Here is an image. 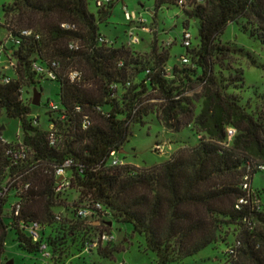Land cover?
I'll list each match as a JSON object with an SVG mask.
<instances>
[{"label": "trees", "instance_id": "obj_1", "mask_svg": "<svg viewBox=\"0 0 264 264\" xmlns=\"http://www.w3.org/2000/svg\"><path fill=\"white\" fill-rule=\"evenodd\" d=\"M89 1L11 0L3 7L7 35L31 30L39 39L22 38L18 47L11 46L16 74L9 84L0 85V120L3 116L19 120L22 142L29 150L24 164L14 166L0 148V188L7 178L30 184L28 191L14 196L21 200L19 217L9 211L1 218L7 202L0 201V258L8 232H14L18 247L28 255L39 254V245L20 228V221L45 226L42 240L54 263L65 246L79 238L86 244L105 233L96 224L99 220L79 219L78 208L71 220L56 219L55 168L72 159L69 188L76 186L83 202L100 203L143 236L157 264H180L194 257L219 243L225 228L237 230L226 246L225 264H264V208L257 212L249 204L236 209L238 200L248 197L242 189L248 167L264 165V115H254L249 104L229 93L244 88L243 74L230 72L231 56L244 55L251 65L256 63L244 49L219 43L231 23L238 26L244 21L242 32L264 46V0H154L155 11L180 6L185 17L197 24L199 44L186 48L184 55L189 66L179 62L181 68L174 66L170 76L165 73L169 54L159 53L155 44L152 64L135 58L128 46L102 44L100 24L112 16L114 2L94 15ZM72 42L79 44L78 51L69 50ZM35 62L59 64L57 78L51 82L59 84L61 110L47 112V130L33 125L32 108L37 107L20 100L24 84L44 92L43 78L33 71ZM216 69L230 74L224 78ZM71 71L79 73L78 81L70 80ZM191 83L201 85V94L186 96ZM145 94L162 105L161 117L171 134L194 126L202 138L197 146L179 150L150 169L108 167L110 154L128 142L129 126L136 121L142 124L138 118L146 116L142 113ZM196 102L200 103L197 115ZM84 116L91 121L87 130L81 126ZM228 128H234L236 135L227 147ZM50 133L57 139L54 146L49 143ZM251 197L260 200L257 192ZM105 251L100 248L97 254L106 258Z\"/></svg>", "mask_w": 264, "mask_h": 264}, {"label": "rangeland", "instance_id": "obj_2", "mask_svg": "<svg viewBox=\"0 0 264 264\" xmlns=\"http://www.w3.org/2000/svg\"><path fill=\"white\" fill-rule=\"evenodd\" d=\"M97 0L89 1V11L97 15ZM11 4V0H0V42L4 43L7 35V24L3 14V7ZM112 16L105 23L100 24V34L104 40L114 43V46H128L134 57L152 64V45L159 48V53L168 52L170 60L166 67L169 74L173 72L174 66L179 65L181 56L187 54V49L182 47L181 40L184 31L192 36V48L198 46V30L195 21L188 20L183 12V8L171 7L155 11L154 0H117L112 5ZM185 6L186 3H183ZM127 7L131 13L136 14L137 20L141 22L130 23L124 15L123 8ZM105 8V7H104ZM240 25L230 24L225 33L219 38L220 45H236L251 54L256 63V67L251 65L244 55H232L229 61L233 74L241 72L244 78L243 90L230 89L229 93L237 95L243 99V105L249 104L251 112L254 115H264V46L244 34ZM139 38V43L129 45V33ZM11 43L9 49L11 50ZM189 57V56H188ZM6 62L0 64V73L4 72L8 76H13L11 70H3ZM189 66V65H188ZM191 67V65H190ZM185 68V67H182ZM228 71L216 69L217 74L227 78ZM135 83V82H134ZM44 90L42 94L41 106L32 108L31 118H38V127L47 130V101L59 102V84L56 82L43 81L41 83ZM22 101L32 103L33 91L37 88L27 84L22 86ZM202 87L198 83H191L186 96L193 97L201 94ZM142 113L145 117H139L137 121L129 126L131 136L128 142L124 144L117 156L124 160L125 164L135 166L139 169H150L168 161L179 150H188L198 145L201 134H198L195 127L191 126L183 129L180 133L171 134L165 129L161 117L162 105L153 103L156 97L142 96ZM152 100V102H150ZM195 115L200 111V103L194 104ZM50 114V113H49ZM52 114V113H51ZM54 116V115H52ZM4 128V130H1ZM0 133L2 139L14 144L22 141V128L19 120H11L3 116L0 120ZM67 177L70 178V172ZM252 190L259 194L260 202L264 208V171L258 172L252 179ZM89 199H86V202ZM17 202L14 195L10 196L2 212L1 218L8 215L12 205ZM57 208L55 214L63 219L71 220L73 211L79 207L87 205L80 195L79 188L70 187L60 192L56 199ZM100 229L106 234L111 235L113 240L110 243L101 245L97 249L87 250V244L80 243L79 239L72 245H67L61 252L60 260L55 263L50 258H44L42 254L28 255L20 249L15 241L14 232L7 233V239L4 246V253L0 258V264H157L154 253L147 249L145 238L132 231L130 225L119 222L111 211L103 209L97 213ZM6 223L9 221L6 219ZM235 228H226L223 230L222 240L216 245L210 246L195 255L186 259L180 264H225L224 254L227 245L236 237ZM96 239V238H95ZM94 240V239H93ZM91 240L90 242H92ZM106 250V256L97 254L98 249Z\"/></svg>", "mask_w": 264, "mask_h": 264}, {"label": "built area", "instance_id": "obj_3", "mask_svg": "<svg viewBox=\"0 0 264 264\" xmlns=\"http://www.w3.org/2000/svg\"><path fill=\"white\" fill-rule=\"evenodd\" d=\"M117 0H97L96 5L98 8H102L107 6L110 3H113ZM199 2H203V0H199ZM180 5H182V2H180ZM125 18L130 22H141L138 21L136 18V14L133 12L131 13L127 7L123 8ZM63 28L69 29L70 26L68 25H62ZM35 36L31 30H24L19 33L16 37H12L11 35H8L6 37V40L4 43L0 42V64L3 63V60H5L6 64L3 68V70H11L13 72V76L16 74L17 70V60L14 57L13 51L8 50L10 47V43L13 46L18 47L21 44L22 38H30ZM36 39H39V36H35ZM129 45H133L135 43H139V38L134 37V34L132 32L129 33ZM102 44H105L107 46H111L113 43L109 42L108 40H104L103 38L100 40ZM182 44L185 48H191L192 47V36L190 33L184 31L182 35ZM69 50L71 51H78L79 50V44L76 42H72L68 45ZM180 62L184 65H189L190 60L183 56L180 58ZM59 69V64L57 62H52L50 65L47 66L41 65L38 62L33 63V71L39 74L44 81H54L57 78V72ZM168 67L165 68L166 76H170ZM0 76V85L1 84H9L12 81L13 76H8L4 72H1ZM69 78L72 82H76L80 79V75L77 71H71L69 74ZM115 90L117 89L116 86L113 87ZM20 94L22 95V90H20ZM20 95V100H22V96ZM154 102V101H153ZM48 111L50 112H58L61 110V106L59 102H53L48 101ZM77 112H81V108H76ZM38 118H35L33 121V125H38ZM91 125V121L87 116H84L82 119L81 126L84 130H87ZM53 126L50 125L48 131L52 132ZM1 132V131H0ZM1 134V133H0ZM236 135V130L234 128H228L227 130V138L228 141L226 143V146H230L232 143L233 138ZM57 139L53 133H50L49 136V143L50 145L54 146ZM0 148L3 149L2 156L4 158H7L11 160L12 165L14 166H20L24 164V162L29 157V150L28 148L23 144L22 141L14 144H9L5 142L2 139V135H0ZM119 152H112L109 156V159L107 161L108 167H121L125 166L124 160L120 159L117 154ZM74 161L72 159H67L63 164L60 166H57L55 168V177L58 179L57 185H56V193L59 194L60 192L66 190L70 186V179L67 177L68 172H71L72 167L74 166ZM264 171V165H255V166H249L248 171L243 177L242 181V189L246 192H248V197H243L238 200L236 204V209L241 210L244 205H252L254 209L257 212L263 211V206L259 199H256V197H251V194H254V191L252 190V173L255 174L256 172H263ZM255 172V173H254ZM19 178L10 179L7 178L3 185L0 188V201H9L10 196H21L24 192L28 191L30 188V184H24L21 181H18ZM20 198L17 199V202L14 203L10 209V212H14L15 217H19L21 213V205H20ZM103 210L102 205L100 203H93V204H87L82 207H79L76 210V215L81 220L86 221H92V220H98L97 213L99 211ZM56 219L58 221L61 220V217L57 215ZM96 224H99L97 222ZM20 228H22L24 231L27 232L29 238L32 240L33 243H36L39 245V254H42L44 258H50L53 261V254L46 242L42 240L43 232H45L46 228L39 222H25L20 221L19 222ZM113 240L111 235H108L106 233L99 235L96 239H94L92 242H89L87 245V250H94L100 247L101 245L110 243Z\"/></svg>", "mask_w": 264, "mask_h": 264}, {"label": "water", "instance_id": "obj_4", "mask_svg": "<svg viewBox=\"0 0 264 264\" xmlns=\"http://www.w3.org/2000/svg\"><path fill=\"white\" fill-rule=\"evenodd\" d=\"M41 100H42V93L41 91L34 90L33 91V97H32V106L34 107H40L41 106ZM1 130H4V128H1ZM12 264V263H10Z\"/></svg>", "mask_w": 264, "mask_h": 264}]
</instances>
